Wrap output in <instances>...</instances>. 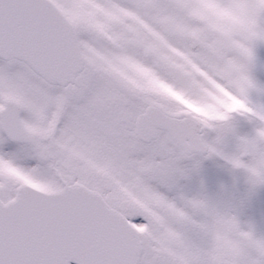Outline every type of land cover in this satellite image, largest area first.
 Instances as JSON below:
<instances>
[{
  "label": "snow or ice",
  "instance_id": "obj_1",
  "mask_svg": "<svg viewBox=\"0 0 264 264\" xmlns=\"http://www.w3.org/2000/svg\"><path fill=\"white\" fill-rule=\"evenodd\" d=\"M261 44L264 0H0V264H264Z\"/></svg>",
  "mask_w": 264,
  "mask_h": 264
},
{
  "label": "flooded vegetation",
  "instance_id": "obj_2",
  "mask_svg": "<svg viewBox=\"0 0 264 264\" xmlns=\"http://www.w3.org/2000/svg\"><path fill=\"white\" fill-rule=\"evenodd\" d=\"M209 161H211V160H209ZM209 161H206V162H209ZM220 171H221V175L225 173L222 170H220ZM210 187L213 188V189H215L216 187H218V185H214V186H211L210 185ZM240 187H241V183H240ZM263 208H264V205L263 206L260 205V204L259 205H256L254 207V209H253L254 214L264 213V209ZM261 219H263V220L262 221L256 220V221L259 222V223H261L262 225H264V216Z\"/></svg>",
  "mask_w": 264,
  "mask_h": 264
},
{
  "label": "rangeland",
  "instance_id": "obj_3",
  "mask_svg": "<svg viewBox=\"0 0 264 264\" xmlns=\"http://www.w3.org/2000/svg\"><path fill=\"white\" fill-rule=\"evenodd\" d=\"M260 65L264 66V64H260ZM256 73H257V72H256Z\"/></svg>",
  "mask_w": 264,
  "mask_h": 264
}]
</instances>
